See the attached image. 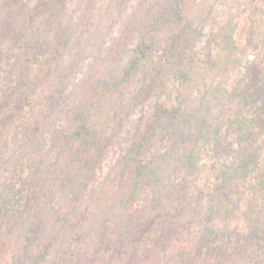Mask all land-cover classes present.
Returning <instances> with one entry per match:
<instances>
[{
  "label": "trees",
  "instance_id": "trees-1",
  "mask_svg": "<svg viewBox=\"0 0 264 264\" xmlns=\"http://www.w3.org/2000/svg\"><path fill=\"white\" fill-rule=\"evenodd\" d=\"M223 4L138 0L119 35L111 36L77 85L73 104L63 110L55 105L58 96L44 102L39 123L51 131L40 143L45 160L37 165L38 198L44 192L63 206L45 199L34 204L18 243L21 255L11 258L12 238H4L1 226L12 214L5 211L0 264H264V176L249 179L253 167L264 166V5L250 10L242 45L234 18L223 17ZM0 7L5 20L0 45L16 52L19 68L0 100L4 133L16 110L14 94L29 100L44 75L59 70L72 45L83 47L79 39L71 45L70 29L58 20L67 0H0ZM52 25L53 42L46 34ZM165 77L178 85L172 107L165 103ZM137 107L149 113L136 147L121 162L126 172L120 190L105 198L112 202L106 208H89L100 222L112 214L115 232L109 226L111 234L85 238L86 196L112 145L109 134ZM46 141L48 151L41 154ZM211 164L221 175L204 178ZM150 188L164 195L165 206L175 201L177 210L166 217L152 212L144 227L136 216L128 224L129 208L142 194L150 198ZM244 195L259 198L260 206L251 197L243 208Z\"/></svg>",
  "mask_w": 264,
  "mask_h": 264
},
{
  "label": "rangeland",
  "instance_id": "rangeland-1",
  "mask_svg": "<svg viewBox=\"0 0 264 264\" xmlns=\"http://www.w3.org/2000/svg\"><path fill=\"white\" fill-rule=\"evenodd\" d=\"M23 1L34 4L37 0ZM137 2L138 0H67V12L58 20L62 21L61 25L63 27L70 29L69 35L71 45L75 40L79 39L83 49L78 46V43L72 45L73 49L67 52L64 59L60 62L58 66L59 70H56L55 73L50 76L44 75V81L39 82L37 91L34 92L29 100L20 101L21 96L14 94L11 105L15 103L16 110H14L13 114L10 116V122L7 125V129H4V133L2 130L3 115L0 114V133H2L0 140L4 139L3 142L0 141L2 142V144L0 143V221L4 218L3 215L5 219H7L6 215L3 214L5 211H8V215L12 214V217H10L11 221L1 226V231L4 232L3 235L6 236L4 238H12V246H10L7 251L9 258H11V255H21L18 250V243L28 224V216L34 211V204L37 206L38 202L42 203L45 200H50L51 204L58 208L63 206L61 200L56 202L51 197L47 199V193L44 192L42 196L38 198L37 188H41L42 180L39 176L37 165L39 161L45 160V158H42L39 154L42 147L40 143L43 141L44 137L47 140L51 131L50 126L42 128V121L40 120L39 123V116L41 115L43 104L47 99L50 100L57 96L60 102L55 105L62 106L61 108L63 110L69 108V106L73 104V92L78 88L82 80L90 74L91 65L95 61L96 55L99 52L101 53L107 44L111 42V36L115 37L119 35L120 29ZM223 3V17H225L226 20L231 17L234 18L236 25V40L239 44H245L249 34V12L256 6L264 5V0H223ZM4 24V13L0 7V30ZM90 32L91 34L89 35ZM46 34L49 35V38H51L53 42L55 38V26L52 25L50 31L46 32ZM7 47L8 45L6 44L0 45V100L3 97L4 91L13 81L17 80L19 74V68L15 64L16 52L9 51V47ZM92 47H94L93 53H90L89 50L92 49ZM263 50L264 48L260 50V52L262 51L261 59H264ZM249 58L253 59L254 54L251 53ZM37 73L43 74L41 70H37ZM164 83L167 90L165 103L167 106L172 107L176 103L178 85L170 77H165ZM57 109L58 108L55 107V110ZM145 113L148 114L149 112L147 110L143 111L140 107H137L131 111L130 115H126L125 121L121 122L109 134V140H112V145L109 146L106 156L98 168L93 185L86 196L88 207L84 210V214L82 215L84 219V229L81 232V235H84L85 238L94 237L100 234V232H105L106 234L115 232L113 226L116 225L117 220L113 219L112 214H109L108 218L100 222L94 214L90 212L89 208H106L112 204L110 200L106 202L105 198H108L109 195L114 196V190H120L122 185L121 182L126 172L121 167V162L124 156L128 154L129 150L132 149V147H136V143L133 144V141L138 140L140 137L139 130L145 125L147 118ZM260 137L261 135L257 137L258 142L261 140ZM48 144L49 142L46 141L41 154L48 151ZM7 145L12 149L9 148L7 151H4L3 148H6ZM159 148L163 149L164 147L160 145ZM13 151L21 155L18 156L14 154ZM253 168L252 173L249 174V179H253L254 177L262 179L264 176V166H256ZM227 170H230V168L227 167ZM214 174H219L218 176H220L221 171L219 169H213L211 164L203 172V177H213ZM23 181H25V187L22 193H20L19 190H21ZM163 191L162 189V192ZM179 191L180 189L178 186V192ZM152 192L150 188V194H148L150 198L142 194L141 197L133 202L132 207L128 210V224L134 223V216H136V222L140 227V225L144 224L146 219L152 217V212H155L157 216L160 215L161 217H166L175 213L177 210V205L174 203L175 201H170L173 204L165 206V201L163 203L164 195L162 196L161 193V198V196H159V191L155 190V194H152ZM172 192L174 191H169V193ZM251 197L253 198V203L260 206L259 198L253 197V195H244V197H242L243 208H246L247 204L251 203ZM37 198L38 200L36 201ZM160 203L163 205L160 206ZM6 205L9 206V210L5 209ZM83 208H85V206H83ZM163 209L169 211L162 214L161 211ZM140 213H143V215H140ZM116 214L117 213H114V216ZM142 226L144 227L145 225ZM106 228H108L111 233H109ZM130 230L132 231V236H136L139 229L134 226L130 228ZM77 233H79L78 228ZM42 238L45 237L42 236ZM125 245L124 247L126 249H130L131 246H133H129V244ZM34 253L36 254L37 251ZM161 256H163V254Z\"/></svg>",
  "mask_w": 264,
  "mask_h": 264
}]
</instances>
